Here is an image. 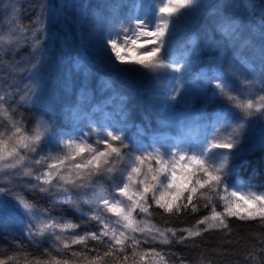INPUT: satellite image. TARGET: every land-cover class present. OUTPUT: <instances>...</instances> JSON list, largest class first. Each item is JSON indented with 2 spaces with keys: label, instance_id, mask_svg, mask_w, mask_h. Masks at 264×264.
Listing matches in <instances>:
<instances>
[{
  "label": "snow or ice",
  "instance_id": "6c2138e0",
  "mask_svg": "<svg viewBox=\"0 0 264 264\" xmlns=\"http://www.w3.org/2000/svg\"><path fill=\"white\" fill-rule=\"evenodd\" d=\"M197 5L198 0L134 3V10H148L134 13L126 26L110 31L104 40L111 63L122 66L117 71L158 73L166 69L181 74L171 78L165 94L168 105L188 98L183 83L190 71L187 57L191 53L170 55L168 45L177 25ZM13 24L7 33H0V51H11L21 43L16 33H23L24 28L16 21ZM241 29L242 22L235 16H225L215 28L227 42L247 46ZM209 46L218 52L215 61L226 58L218 42ZM41 70L39 58L27 66L10 65L11 72L27 73L20 100L22 105L33 106L31 127L14 106L12 93L0 82V224H6L9 213L15 212L23 223L24 237L48 247L40 255L15 252L0 258V264H21V258L23 264H139L146 256L151 257L149 264H168L170 253L144 246L185 244L214 230L227 234L231 232L229 218L264 223V192L227 181L229 175L241 173L264 177V139L257 149L242 137L250 117L264 120V75L258 93L252 94V82L230 84L218 70L211 76L203 74L214 84L208 99L227 101L228 110L202 125L204 133L194 141H162L154 134L150 143H144L145 127L130 131L123 97H118L120 105L114 113L105 112L101 103H90V111H84L86 86L79 101L65 104L63 121L45 119L47 113L36 107L45 103ZM104 86L110 84L105 81ZM236 114L239 119L234 123ZM25 192L37 199L30 200ZM54 209L61 214L53 215ZM153 209L177 217L202 209L208 214L191 227L174 228L154 223ZM65 212L78 214L80 222L68 219ZM90 242L105 250L101 252ZM77 245L79 249L74 248ZM16 247L22 245L17 242ZM246 256L248 264H264V242L259 260L255 249Z\"/></svg>",
  "mask_w": 264,
  "mask_h": 264
},
{
  "label": "trees",
  "instance_id": "16d2710c",
  "mask_svg": "<svg viewBox=\"0 0 264 264\" xmlns=\"http://www.w3.org/2000/svg\"><path fill=\"white\" fill-rule=\"evenodd\" d=\"M12 1H14L12 5H15L16 9L11 11L15 13L18 24L22 25L24 29L28 28L32 32L34 31L37 34V42L42 36L45 38L48 35L50 37H58L60 34L63 44L65 43L71 49L75 48L81 52L83 51L81 47H83L86 50V54L91 58V62L95 63V66H91L89 62H83L82 71L90 72L91 76L99 81L104 78L102 81L103 87L104 82L108 80L120 84L119 87L121 89L116 90L113 94L116 101H111L113 104L120 105L118 97L124 98L131 132L135 133L133 125L137 121L145 129H148L147 123L143 120L144 117L149 119L151 124L150 131L161 129L159 128L157 117L163 111L166 94V90H164L165 82L170 81L171 75L169 78V74L171 72L166 69H162L158 73H149L147 70L142 69L136 72H120L117 71V68L108 64H101V57V60H95L93 55L87 52V45L93 40L97 38L103 40L109 35L110 31H116L117 23L120 19L123 20L124 26L127 25L126 20L131 17L132 5L135 0H78L79 2L73 0H0V14L9 10L10 7L7 5ZM147 1L150 4L157 2V0ZM77 3H79V6H77ZM240 3L241 0H226L221 10L216 13L219 15L213 18L210 16V12L206 11L209 1H201L184 17L172 33L168 45L169 54L173 56L180 55L183 50L191 48V43L194 41V46L192 47L194 52L197 50L201 51L197 57L198 64H196L197 66L195 65V68L202 65H212L213 59L218 55V52L209 46L210 42H218L223 48L230 43L227 42V39L225 40V37L220 32L215 30L216 24L225 16L236 17L238 11L234 9L240 6ZM262 4H264V0H256L254 10L243 12L240 19L237 18L242 22L241 39L247 42V46L237 41H232L233 44H231V48L227 47L228 52H225L226 58L222 62V70L225 72V68H230V74L234 76V78H230L229 74H226L225 78L228 79V82L230 84L233 82L236 84H242L244 81L252 82L255 85L249 90L252 94L258 93L259 81L264 75V51H262L264 50V31H261L264 28V7H262ZM259 5L261 7H258ZM145 10L148 9L143 8V11ZM12 27H14V24L10 25V28ZM216 34H218V41L215 38ZM32 49V40L29 38L19 51L23 61L31 56ZM39 59H42V52L39 55ZM241 61L244 62L242 63ZM55 65L57 63L54 60H51L48 64L42 61V69H48L49 72L52 71L53 75L54 72L58 71L55 70ZM44 75H47L46 72L41 70L40 77ZM48 80L52 81L50 78ZM183 88L186 87L183 86ZM102 89L96 88V92H99L98 97L95 98L96 103L104 104L99 102L103 95L101 93ZM74 101H79V96L65 94L57 100L54 98L51 105L47 107L50 108L47 116L63 118L65 104ZM104 105L105 112L114 113L115 107L110 110L109 105ZM19 107L23 110V117L27 122L32 121L33 107L22 104ZM228 108L227 101H223L219 105L213 106L209 115L217 112H226ZM88 111H90V108ZM97 118L99 119L100 117L98 116ZM235 118H239V114H236L233 119ZM255 120L252 119V122ZM146 137L149 138L148 136ZM228 183L233 185L240 183L244 187L249 186L258 192H264V177L259 173L254 176L241 173L230 178ZM25 195L30 200L37 199L32 193L25 192ZM39 202L43 206H48V202L45 200H40ZM217 210H220L219 206ZM153 212L152 219L154 223L174 228L191 227L197 219L208 214L207 209H202L195 214L185 213L179 217L166 214L161 209H153ZM60 214L61 210H53V215ZM64 215L68 219L77 222V217L73 212H65ZM228 222L231 226V232L227 234L225 231L214 230L204 233L193 240H188L185 244H155L145 245L144 247H156L157 250L170 253L171 255L167 257L168 264H179L180 259L184 260V264H248L246 254L252 249H255L259 260L260 248L262 242H264V223L254 220L240 221L236 218H229ZM18 242L22 245V248L18 249L16 247L17 241L10 239L7 233L0 228V258L23 251L30 252L33 255H40L43 252V248L47 247L43 244L34 245L26 239ZM90 246L100 248L101 252L105 250L101 246L95 245V242H90ZM79 247L78 245L74 246L75 249H79ZM90 255H94V253ZM150 260L151 257L146 256L145 260L139 262V264H149ZM21 264H23L22 258Z\"/></svg>",
  "mask_w": 264,
  "mask_h": 264
},
{
  "label": "rangeland",
  "instance_id": "374dc122",
  "mask_svg": "<svg viewBox=\"0 0 264 264\" xmlns=\"http://www.w3.org/2000/svg\"><path fill=\"white\" fill-rule=\"evenodd\" d=\"M75 2H79L78 0H73ZM203 0H198V4ZM209 5L206 11L210 12V16L213 18H216L219 14H216L221 10V8L224 6V3L226 0H208ZM14 1L8 3L7 6H9V10L2 12L0 14V33H7L11 28L10 25L13 24V21L17 22V18L15 17V13L11 10H15L16 6L12 5ZM256 0H241L240 6H237L234 10L238 11V14L236 18L240 19V16L243 12L246 13V11L254 10ZM135 3H139L141 5H151L149 1L147 0H135ZM77 6H79V3H77ZM258 7H261L259 5ZM257 7V8H258ZM143 12V8L140 9H133L131 11V16L135 14H140ZM52 14V13H51ZM47 17V16H46ZM45 17V18H46ZM129 20V19H128ZM128 20H126V23H128ZM18 23V22H17ZM39 24V23H38ZM117 30L119 31L123 24V20L120 19V21L117 23ZM13 28V27H12ZM34 32V31H33ZM30 29L25 28L23 33H16L17 36L21 37V43L18 48H13L11 51H8L5 49L4 51H0V82L3 83L4 87L7 88L13 96L14 106L17 107V111L23 114V110L19 107L22 103L20 100V95L22 90L24 89L27 73H20V72H11L10 71V65L13 63H19L20 66H27V63L29 61L34 62V58H39V55L42 52V61L45 64H48L51 60L56 61L57 65L55 70H58L56 73L49 72L48 69H42L43 72H46L47 75H44L40 77L42 88L44 89L45 93V103L43 105H36V107H42V110L46 113H48L50 108H47L51 105L54 98L57 100L58 98L66 95L71 96H81V92L84 90L85 86L87 87V99H85L82 102L83 110L88 111L89 110V104H95L97 101L95 98L98 97L99 92H96V88L101 90L102 99L99 102H102L106 105L110 106V110L114 108L116 110L119 105L114 103L111 100L116 101V98L114 97V92L116 90H120L121 87H119V83H114V81H107L110 84V87H103L102 81L104 78H102L100 81L97 79H94L91 76L90 72L82 71V68L84 66L83 62H89L91 66H95V63L91 62V58L89 55L86 54V50L81 47V51L74 49H71L68 47L65 43V45L62 42L60 34L57 36H51L48 35L46 38L42 36L39 41L37 42V34L35 35ZM177 35V34H175ZM46 36V35H45ZM31 38L32 45H33V52L31 56L27 60H22V55L19 54L20 48L27 42V40ZM105 38V37H104ZM215 38L217 40L218 34L215 35ZM227 38L225 37V40ZM104 40L105 39H99L93 40L89 45H87L88 49L87 52L89 54H92L95 60H101V64H108L111 67H122L119 65H114L109 60L105 49H104ZM218 41V40H217ZM194 41L191 43V48ZM232 42H230L227 47L231 48ZM227 47L224 48L225 52L227 51ZM187 48L184 51H189L191 55L187 57L188 60L191 62L190 71L184 75V83L183 86L186 88H183L184 91L188 93L187 100H182L180 98L177 99V101L173 102L171 105H168L165 101L163 111L161 112L160 116L157 117L158 119V125L160 126L159 130H156V132L162 135V141H168V140H179L181 138L185 140H191L194 141L196 138L200 137L204 133V129H202V125L209 124L215 116L220 114L221 112L214 113L212 115H209L211 110L213 109V106L219 105L224 100H217V99H211L209 100V97H212L213 91H214V84L212 82H209L208 79L204 78L203 74H207L208 76H211V73L214 71H220L224 76L226 74H229L230 78H234V76L231 73L230 68H225V72L222 70V61H215L213 59L212 65L206 66L202 65L201 67L195 68L198 64V55L201 53V51H193V48ZM181 52V53H182ZM180 53V55H181ZM178 55L177 57H180ZM60 62V63H59ZM196 65V66H195ZM253 66V64H252ZM227 67V65H226ZM201 69V70H200ZM200 70V71H199ZM83 74V76H82ZM171 78L173 75H181V74H169V78ZM48 78H50L52 81H49ZM171 82V79L169 82H165L164 90L169 91V83ZM95 86H93V85ZM102 85V86H101ZM100 91V90H99ZM113 92V93H112ZM64 94V95H62ZM111 94V95H110ZM110 98H108V97ZM108 99V100H106ZM56 102V101H55ZM95 102V103H94ZM27 106V105H26ZM33 107L32 105H28ZM117 106V107H116ZM49 116H45V119H48ZM60 117L59 119H61ZM239 118L233 119V122L235 123ZM252 119H256L254 122H252ZM25 123L28 127L32 126V121H28L24 118ZM143 120L145 122H149V119L147 117H144ZM63 121V118L61 119ZM151 126V124L149 123ZM134 128L136 131V127L143 126L138 121L134 123ZM87 130V129H85ZM146 133L149 138L145 136L143 142L144 143H150L151 135L154 133L153 131H150L149 129H145ZM157 134V135H158ZM250 134V135H249ZM243 140H246L251 145H254L257 149L260 145V140L264 139V120L259 119L256 116H253L250 118L249 123L244 126L243 132H242ZM235 175H229L227 177V181L234 177ZM249 186H245V189H249ZM252 190L257 191L254 188H251ZM258 192V191H257ZM7 199H11L10 197H7ZM74 213V212H73ZM77 217V223H79L78 214L74 213ZM75 222V221H74ZM94 227V225H92ZM0 228L7 233L10 239L13 241H21L26 239L23 234V223L21 222V219L17 218V214L15 212H10L6 224H0ZM28 240V239H26ZM43 245H46L48 247V244L42 243Z\"/></svg>",
  "mask_w": 264,
  "mask_h": 264
}]
</instances>
